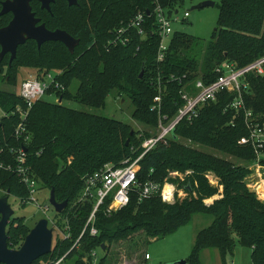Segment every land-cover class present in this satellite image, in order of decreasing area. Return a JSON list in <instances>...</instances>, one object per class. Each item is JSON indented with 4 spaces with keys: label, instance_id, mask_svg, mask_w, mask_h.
I'll use <instances>...</instances> for the list:
<instances>
[{
    "label": "trees",
    "instance_id": "16d2710c",
    "mask_svg": "<svg viewBox=\"0 0 264 264\" xmlns=\"http://www.w3.org/2000/svg\"><path fill=\"white\" fill-rule=\"evenodd\" d=\"M218 1L220 11L211 38L205 42L183 32H174L164 58L158 61L159 38L154 33H149L145 40L133 36L127 45L105 47L111 36L109 32L138 10L151 9L150 0H77L75 6H68L66 0H55L50 5L51 12L41 9L40 3L33 0L30 4L40 22L50 30L67 31L79 39V44L71 54L61 42H46L37 48L35 41L27 40L18 46L10 66L7 61L8 74L5 76L3 61L8 54L0 60V82L4 78L9 83L15 82L16 73L12 72L15 63L47 67L46 71L51 69L49 67L62 68L59 77L65 86L62 100L72 99L88 108L98 109L104 106L108 94L115 93L130 99L133 119L153 129L158 116L151 107L159 93L158 88L161 113L170 117L181 104L179 90L185 83L196 78L213 79L212 69L221 62L243 66L263 52L264 0ZM182 2L162 0V4L169 7L179 6ZM7 14L1 15L0 21ZM5 22L0 27L8 23ZM24 47L27 49L21 51ZM20 53L25 61L21 60ZM143 63L144 71L139 78ZM73 80L77 81V89L71 95L67 87ZM249 81L250 90L244 95L246 104L264 116V75L252 76ZM231 98L227 92L220 93L216 102L205 105L192 123L181 122L174 133L183 129L201 143H210L220 152L238 156L243 160L242 164L178 144L173 135L167 146L158 143L139 160L137 181L140 185L148 180L162 183L170 170L184 174L192 169V175L185 180L191 188H185L186 196L169 204L161 201L157 194L138 201L137 193L132 192L128 204L116 211L107 212L106 206H101L94 221L97 233L90 235L87 228L79 245L73 249L70 247L93 207L89 201H78L83 176L105 163L118 165L125 158L134 159L141 153L140 142L149 136V132L143 131L140 135V131L132 130L125 122L70 108L62 102L36 101L26 121L30 135L25 147L28 164L41 185L53 189L58 202L67 200L66 207L55 216L58 227L63 231L67 226L70 236L60 238L50 253L31 264L48 256L52 257L49 264H53L64 254L58 264H92L88 253L101 245H104L105 253L110 245L142 233L146 241L164 238L187 224L196 213L209 214L212 221L197 232L189 260L197 261L204 248H216L221 256H225L233 251L236 238L250 249L253 264H264V202L247 188L244 180L245 167L253 162V151L237 143L246 134V129L242 116L234 115L226 107ZM17 103L21 100L16 93L0 90L2 110L9 112ZM16 122L15 115L0 119V161H12L10 150L20 145L13 134ZM127 139L128 144H125ZM261 163L264 165V158ZM206 172L216 175L218 186L209 183ZM168 179V182L178 184L180 178L169 176ZM218 187L222 188L221 192ZM0 189L9 191L8 197L15 193L23 198L28 195L27 189L10 170H0ZM218 192L221 197L209 205L204 203L205 198ZM17 219L22 220L20 216ZM22 241L10 242L7 234L10 248H18ZM105 255L97 264H108L103 259Z\"/></svg>",
    "mask_w": 264,
    "mask_h": 264
},
{
    "label": "built area",
    "instance_id": "2783aa9c",
    "mask_svg": "<svg viewBox=\"0 0 264 264\" xmlns=\"http://www.w3.org/2000/svg\"><path fill=\"white\" fill-rule=\"evenodd\" d=\"M150 1L152 8L148 9V14L146 13V9L138 10L133 17L114 27L109 32L111 36L106 41V48H110L111 45H127L132 41L133 36H139L140 40H145L149 33H154L159 38L156 60L161 61L164 58L168 41L173 33L172 22L179 21L178 6L169 7L163 5L162 0ZM188 16L189 12L185 10L180 21L185 20ZM149 18H152L150 22H148ZM212 73L215 74L213 79L204 80V78H196L191 83H185L182 86L179 90L181 104L171 117L161 113V94L160 88H158L159 93L154 97L155 103L151 107L152 110L156 111L158 116L156 132L142 140L141 153L134 159L126 158L119 165L105 163L98 170L86 173L83 176V187L78 201H89L93 204V207L86 218L84 227L70 249L79 245V239L87 228L90 235L97 233L94 221L96 219V211L101 206L105 205L107 212L116 211L128 204L132 192L137 193L138 201L156 193H160L159 195H161L163 200L173 198L175 189L171 182L169 184L172 186V190L168 196L164 193L163 186L159 182L148 180L141 185L138 183V162L146 152L154 149L158 143L171 138L174 135L176 127L181 122L192 123L199 116L201 109L205 105L215 102L222 92L232 95L226 107L231 109L234 115H241L243 119L246 134L239 138V144L248 146L253 151V162L249 165V169L255 168V172L247 173L244 176L246 186L259 199L258 195L264 196V192L258 190L261 184L256 179L262 177L259 169L264 170V165L261 163V160L264 158V120L256 114V111L252 107L246 104L244 96L250 90L249 78L264 75V50L257 58L243 66L223 61L212 69ZM61 74L62 71L47 70L38 77L22 80L15 92L21 103H17L9 112H5L0 107V119L9 115L17 117L13 134L20 143L19 146L10 150L13 157L12 161H0V170H10L18 177L19 182L28 192L25 202L35 203L42 214H44V217L48 219V222L49 216L47 212L49 211V205L38 203L36 197V193L39 190L37 188L38 179L33 175L28 164L27 149L25 147L28 144L30 135L26 121L35 102L42 100L44 95H54V102H58L59 98L62 100L61 94L65 91V86L59 80ZM230 123L233 124V121H230ZM39 153L40 151H38ZM186 173H190V171H185L184 175ZM170 174L175 177L178 175V172L172 171ZM205 175L209 177L208 174ZM210 176L212 178H208L209 183H216L217 180L213 177L214 175L211 174ZM178 177L180 178L179 175ZM63 231H61V239H67L70 236L68 227L65 226ZM65 255H62L53 264H58ZM88 256L92 259V264H97L96 249L91 250ZM144 257L148 259V253Z\"/></svg>",
    "mask_w": 264,
    "mask_h": 264
},
{
    "label": "rangeland",
    "instance_id": "374dc122",
    "mask_svg": "<svg viewBox=\"0 0 264 264\" xmlns=\"http://www.w3.org/2000/svg\"><path fill=\"white\" fill-rule=\"evenodd\" d=\"M201 0H183L182 4L177 7L179 21L172 22L173 33L174 32H183L192 37H197L205 42L208 41L212 33L214 32L217 26V20L219 16L220 6L218 0H213L214 5L206 6L199 9H192L191 7L197 4ZM187 10L189 12V16L185 20L182 19L183 12ZM4 20L0 21L1 23L8 22L11 18L10 14L4 16ZM172 33V35H173ZM171 35V37H172ZM171 39V38H170ZM27 47L21 49V51L26 50ZM22 61H25L21 56ZM8 61V55L3 61L4 71L3 75L8 74L6 70V64ZM47 67H35L28 64H24L22 62L15 63L14 69L16 73V80L14 83H9L5 80V78L0 82V90H6L11 92H16L18 85L24 79L31 77H38L44 71H46ZM50 70L62 71V68L49 67ZM201 75V73L199 74ZM189 84V82H188ZM77 89V81L73 80L70 85L67 87V91L74 95ZM252 92L250 93V95ZM46 102H54L55 96L52 94H46L42 98ZM63 105L82 110L92 112L94 114L103 115L115 118L122 122H125L132 128V130L140 131L141 133L144 131L149 132V135L154 134L156 132V126L152 129L151 127H147V125L142 124L140 121L132 118L133 105L129 98L116 96L115 93H110L105 97L104 106L98 109L88 108L72 99L67 100L63 99L61 101ZM216 102V101H215ZM256 114L263 118V114L259 111H256ZM174 115V114H173ZM172 115V116H173ZM171 117V116H170ZM231 124V123H230ZM179 128V127H178ZM188 136H186V135ZM139 135V134H138ZM176 142L183 146H188L192 149H197L203 151L205 153H209L212 155H216L222 158L227 159L232 163L242 164L243 160L238 156H232L231 154H227L224 152H220L218 148L213 147L210 143H201L190 137L189 134L185 133L183 129H177L176 133ZM239 140V139H238ZM171 141V138L165 139L160 142V145H168ZM141 143V142H140ZM239 144V142H237ZM240 145V144H239ZM130 158V157H128ZM126 159V158H125ZM123 159V160H125ZM122 160V161H123ZM121 161V162H122ZM113 164V163H111ZM121 164V163H120ZM114 165V164H113ZM119 165V164H118ZM247 169V173H254L255 168L249 169V165L245 167ZM139 169V165H138ZM172 171H177L180 179L177 183H173L175 192L173 194V198H169V200H163L161 198L160 193H156L159 195L161 201L165 203H173L176 198H183L186 196L185 192V180L192 175V169H189L190 173H186L185 175L180 173L178 170H170L167 176L163 179L161 186L164 187L169 184L168 178H174L173 175L170 174ZM262 175V179L264 180V170L259 169ZM187 172V170H186ZM185 173V172H183ZM209 177L205 175V177L216 178V183H211V185L218 186V179L213 172H206ZM177 175V176H178ZM175 176V177H177ZM261 178H256L261 186L260 189L264 192L263 180ZM37 188L39 189L36 193V197L38 199V203L48 204L49 211L47 212L49 216L48 225L53 228V239H52V248L55 242L59 241L62 237V232L60 227L57 225V219L55 216V212L53 211L52 206L48 202L49 191L47 188L43 187L41 183L38 181ZM258 189V190H260ZM222 188L218 187V191L221 192ZM163 191V190H162ZM216 193L209 198L204 199V203L209 205L216 198L221 197L220 193ZM5 191L0 189V197L5 195ZM155 195V194H153ZM17 196V197H16ZM260 199L264 202V196L258 195ZM27 197H22L17 193L12 194L8 197V202L13 209L12 220L8 222L6 227V232L9 236L10 242H19L24 239L28 231L34 226V224L40 219L44 217V214L39 210L35 203H26L25 199ZM16 217V218H13ZM21 217L22 220H18L17 217ZM46 218V217H45ZM11 219V218H10ZM212 221V216L209 214L196 213L192 216L191 220L179 227L174 233L158 239H151L146 241L144 234L135 235L131 238H128L124 241H120L117 244H112L109 246V249L104 253V250L101 248H96V254L98 260L102 258L105 254L104 261L108 264H179L180 261L185 260V264H253L250 254V249L248 247L242 246L238 240L235 238V246L231 253H227L225 256H221L220 252L216 248H204L198 254L197 261H191L190 254L192 250V246L194 243L195 236L197 232L207 227ZM64 232V231H63ZM51 252V251H50ZM148 253L149 258L145 259V254ZM53 255V252L51 253ZM52 262V257L48 256L46 258L40 259L36 264H49Z\"/></svg>",
    "mask_w": 264,
    "mask_h": 264
},
{
    "label": "water",
    "instance_id": "95a60500",
    "mask_svg": "<svg viewBox=\"0 0 264 264\" xmlns=\"http://www.w3.org/2000/svg\"><path fill=\"white\" fill-rule=\"evenodd\" d=\"M31 1L33 0H3L1 2L0 16L10 13L11 18L8 23L0 27V60L9 54L8 65L16 57L19 45L27 40L35 41L37 48L46 42H61L72 54L79 44V39L70 35L63 29H48L40 18L32 10ZM40 8L51 12V3L55 0H37ZM68 6L77 5V0H66ZM214 5L213 0H201L192 9H199ZM146 13L149 10L146 9ZM144 71L142 64L138 77L141 78ZM61 102L59 98L58 103ZM132 133V130L131 132ZM125 144H128V139ZM26 149V148H25ZM186 189L190 190V185L186 184ZM8 193L0 197V264H31L41 256L50 253L52 250L53 228L48 226V219L40 218L28 231L18 248H10L7 245V224L13 215V209L8 202ZM49 204L55 213H61L66 207L67 200L58 202L55 199L53 189L49 191ZM104 250V245H101ZM182 260L179 264H185Z\"/></svg>",
    "mask_w": 264,
    "mask_h": 264
},
{
    "label": "bare ground",
    "instance_id": "6f19581e",
    "mask_svg": "<svg viewBox=\"0 0 264 264\" xmlns=\"http://www.w3.org/2000/svg\"><path fill=\"white\" fill-rule=\"evenodd\" d=\"M264 187V185H262ZM258 189H260V187H258ZM172 190V186L170 184H167L165 187H164V193L167 194V196L169 195V193L171 192ZM261 190V189H260Z\"/></svg>",
    "mask_w": 264,
    "mask_h": 264
},
{
    "label": "flooded vegetation",
    "instance_id": "af4514ba",
    "mask_svg": "<svg viewBox=\"0 0 264 264\" xmlns=\"http://www.w3.org/2000/svg\"><path fill=\"white\" fill-rule=\"evenodd\" d=\"M9 55V54H8ZM49 226V225H48ZM50 227V226H49Z\"/></svg>",
    "mask_w": 264,
    "mask_h": 264
}]
</instances>
